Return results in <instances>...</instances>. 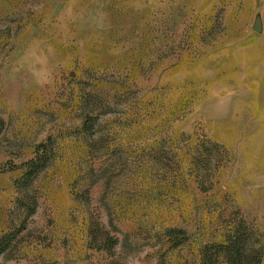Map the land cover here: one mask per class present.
I'll list each match as a JSON object with an SVG mask.
<instances>
[{"label":"rangeland","instance_id":"obj_1","mask_svg":"<svg viewBox=\"0 0 264 264\" xmlns=\"http://www.w3.org/2000/svg\"><path fill=\"white\" fill-rule=\"evenodd\" d=\"M3 238L6 264H264V0H0Z\"/></svg>","mask_w":264,"mask_h":264},{"label":"trees","instance_id":"obj_2","mask_svg":"<svg viewBox=\"0 0 264 264\" xmlns=\"http://www.w3.org/2000/svg\"><path fill=\"white\" fill-rule=\"evenodd\" d=\"M41 148L45 149L43 151V154H39L38 158L32 159L26 163V175L30 179L37 176L48 165V162L50 160V156L48 155V153L50 152L49 148L45 145H41ZM10 242L11 241L6 240V238L0 240V264H6L2 260V256L7 251ZM232 247H234L235 249L228 250L226 253L227 262L229 261V263L231 264H238V262L240 261V251H238L239 246L233 245Z\"/></svg>","mask_w":264,"mask_h":264}]
</instances>
